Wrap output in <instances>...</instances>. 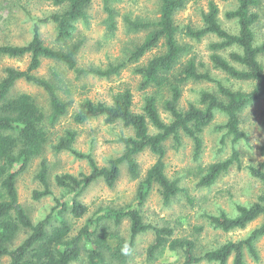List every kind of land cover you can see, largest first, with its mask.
Here are the masks:
<instances>
[{
    "label": "trees",
    "instance_id": "16d2710c",
    "mask_svg": "<svg viewBox=\"0 0 264 264\" xmlns=\"http://www.w3.org/2000/svg\"><path fill=\"white\" fill-rule=\"evenodd\" d=\"M63 11L39 19L33 26L32 39L24 46L0 44V59H21L29 57L25 70L5 68L0 79V264H75L85 256L88 264H126L131 256L135 239L147 232H152L154 240L147 248L150 261L166 249L180 252L181 264H245V255L254 261L259 259L256 243L264 237V162L248 167L249 175L262 185V192L249 205H238L236 215L228 216L220 212L216 216L205 218L215 230L229 233L244 230L254 221L261 219V224L245 238L236 242H227L217 249L197 255L195 242L189 239H173V229L158 227L144 221L141 207L152 189L157 188L164 205L169 204L182 190L176 181L169 180L165 174L164 144L171 140L175 148L181 146L183 136L194 144V154L201 151L200 134L209 126L216 113L226 116V123L218 127L232 137L233 144L245 135L240 130L243 111L251 104L264 98V67L260 58L264 56V43L257 45L254 27L260 19L258 11L264 7V0H235L234 10L225 14L233 21L237 33L233 34L219 22V10L214 3H209L202 15L199 29L186 27L184 35L200 41L206 36H214L216 43L210 45V63L215 70L222 72L227 79L252 85L249 91H234L214 81L208 73H198L193 60L187 62L183 70L170 79V73L185 52L177 41L179 28L174 22L175 13L184 7L185 0H159V18L156 22L126 21L130 31H146L141 44L129 54L127 63L109 66L106 70L89 68L80 69L76 56L80 43H74L63 49H54L45 45L40 38L39 26L52 24L56 31L55 42L64 46L75 31V24L83 20L92 0H50ZM110 0H103L108 14L109 30L114 31L113 12L107 7ZM161 43L164 52L150 59L135 73L141 76L142 90L155 88L169 89L170 98L163 104V109L170 117L164 122L157 108V98H145L141 113L133 111V96L127 89L114 96L112 103L81 102L73 115V122L83 124L91 119L103 118L105 123H121L132 131V135L122 137L123 154L108 162L105 167H98L92 157L75 150L76 133L66 130L52 147L54 153L67 152L78 160H85L89 174L72 176L57 175L54 183L61 189L63 196L55 199V205L42 220L33 223L27 211L19 203L16 181L26 171L30 163L40 157L49 142L48 128L53 127L67 114L68 103L57 95V87L50 80L38 77L36 71L43 60L64 65L76 78L93 76L110 78L117 76L128 63H138L148 52ZM231 51L227 58L219 52ZM54 78L57 79L54 74ZM25 81L40 88L48 98L49 112L40 108L33 98L22 93L11 96V91L18 81ZM187 81L215 82V93L202 92L198 105H190L186 110L178 108L181 96L180 85ZM264 116V111L262 112ZM264 128V121L261 123ZM152 129V132H150ZM145 151L157 157L147 170L136 192V208L106 209L94 213L87 219L76 235H71V226L65 216L70 214L79 219L88 212L87 206L79 201V196L96 180L102 179L112 187L120 175V166L126 164L132 178L139 174L135 157ZM264 158V145L259 148ZM240 155L233 149L229 158L209 165L198 182V187L209 188L217 179L228 172L234 165L240 164ZM49 168L42 161L37 173V180L42 187L33 195L34 200L52 196L48 181ZM126 220L129 223V238L125 240L119 233V227ZM198 230V229H197ZM199 231V230H198ZM25 232L26 238L17 246L14 242L19 233ZM3 260H6L3 263ZM171 264V263H166Z\"/></svg>",
    "mask_w": 264,
    "mask_h": 264
},
{
    "label": "rangeland",
    "instance_id": "374dc122",
    "mask_svg": "<svg viewBox=\"0 0 264 264\" xmlns=\"http://www.w3.org/2000/svg\"><path fill=\"white\" fill-rule=\"evenodd\" d=\"M209 3L217 6L222 27L230 33H237L236 24L225 18L226 13L235 9V0H185L184 7L174 16V22L179 28L177 41L184 47L185 52L171 71L170 79L177 76L188 61L193 60L198 73H208L214 81L234 91H249L252 88L251 84L229 80L222 72L212 67L209 60L211 55L209 47L217 42L216 37L210 35L196 41L184 35L185 28L188 26L193 29L201 28L202 15L207 11ZM107 7L113 12L114 31L109 30L108 14L103 0H92L86 10L85 18L75 24L72 38L64 46L55 42L56 31L52 24L39 26L40 38L45 45L54 49H63L70 44L80 43L76 63L78 68L83 70L89 68L106 70L109 66L127 63L130 52L141 44L147 32L130 31L126 21L156 22L159 18V0H110ZM61 11L63 7L54 6L50 0H0V44L26 45L32 39L33 26L37 20ZM258 13L260 19L254 27V32L256 44L260 45L264 43V7ZM233 50L235 49L221 51L219 54L227 58ZM163 52L164 48L160 43L138 63L126 64L117 76L110 78L93 76L76 78L60 63L48 60L41 62L36 75L55 84L57 95L67 102L69 107L67 114L53 127L48 128L49 142L42 155L34 159L16 181L19 203L27 211L33 223L46 217L55 205L54 200L63 196L61 189L54 183L55 176L87 175L90 172V167L85 160H78L67 152L54 153L52 147L66 130L76 133L75 150L90 155L98 167H105L110 160L120 157L124 151L120 139L132 135V131L121 123L107 124L103 118L91 119L80 125L75 124L73 115L81 102L89 100L93 103L110 105L115 95L127 89L133 96L135 113L142 112L145 98L155 96L161 119L166 123L170 121L168 113L163 109L164 102L170 98L169 89L142 90L141 76L135 73L137 68L146 65L150 59ZM260 62L264 67V56L260 58ZM28 64L27 56L21 59L1 58L0 79L4 76L5 68L25 70ZM54 74L57 79L54 78ZM180 90L178 108L186 110L190 105H198L202 92L215 93L217 84L206 81H187L180 85ZM22 93L30 95L35 103L48 114V98L40 88L21 80L14 85L11 96ZM263 111L264 98L249 105L243 111L240 130L245 137L236 144H233L232 137L227 136L225 130H218L219 126L226 123V116L221 113H216L213 122L201 132L199 155L194 154V144L185 136L181 138L182 144L178 148H175L171 140L167 141L164 144L163 158L165 174L169 180L177 182L182 192L169 204L164 205L157 188L152 189L140 209L144 221L154 226L173 229V239L194 241L197 255L217 249L227 242L241 240L258 227L262 222L261 219L254 221L244 230L224 233L213 229L205 217L216 216L220 212L234 217L238 205L251 204L262 192V185L249 175L248 167L264 162L259 152V148L264 145V128L261 126L264 121ZM233 149L240 155V164H234L211 187H198V182L205 174L206 168L229 158ZM156 159V156L145 151L135 157L139 170L137 177L132 178L127 165L122 164L120 175L112 187H108L102 179L93 182L79 196V201L88 208L87 214L79 219L73 218L70 214L65 216L71 226V235H76L87 219L97 211L136 208L138 185ZM42 161H45L49 168L48 181L52 196L34 200V193L42 190L36 178ZM119 233L121 237L128 240V221L122 222ZM26 234L19 233L14 246L19 245L26 238ZM153 240L152 232L139 235L134 241L131 256L126 264H181L183 262L180 252H172L168 249L158 255L156 260H148L146 252ZM256 250L259 259L254 261L249 255H245V264H264V237L256 243ZM81 257V260L75 264H88L85 256ZM5 261L3 260V263ZM227 264H232L231 258Z\"/></svg>",
    "mask_w": 264,
    "mask_h": 264
}]
</instances>
